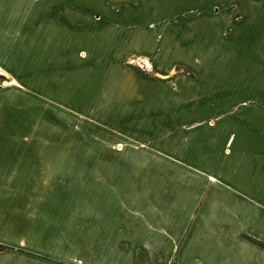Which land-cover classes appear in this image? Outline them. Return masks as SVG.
<instances>
[{"label":"rangeland","instance_id":"rangeland-1","mask_svg":"<svg viewBox=\"0 0 264 264\" xmlns=\"http://www.w3.org/2000/svg\"><path fill=\"white\" fill-rule=\"evenodd\" d=\"M137 1L91 0L110 3L104 5L110 8L97 12L89 7L88 12H81L74 0L71 73L68 69L60 77L58 69L53 72L43 66L48 65L43 56L30 54L25 57L29 71L21 88L5 86L3 80L11 78H0V140L18 141L24 147V166L21 164L18 173L25 182V264L47 261L50 246L64 245L66 240L73 246L79 241L50 236V227L63 214L79 215L87 210L96 214L105 208L103 200L108 197L117 202L111 210L126 213L129 199L135 204L142 198L151 200L154 194L164 193V183L204 182L202 175L191 174L192 170L164 155L174 145L171 142L166 147L161 135L167 116L181 117L175 113H183V130L187 131L189 113L209 101L214 104L212 109L204 106L197 111L206 116L212 113L205 121L216 127L225 124L227 131L221 132L238 134L237 145L255 144L257 135L264 133V10L253 13L247 7L249 0H239L237 13L232 0H219L209 21L198 12L207 14L211 10L207 1L212 0H195V5L193 0H169L189 7L171 15L172 28L180 35L174 41L163 39L170 60L146 61L134 47L141 41V47L149 45L145 27L156 17L149 15V4L134 5ZM113 6L130 12L123 16L124 22H116L120 14H115ZM192 18L212 24L193 31L198 26L189 25ZM160 31L149 32L161 46ZM130 45L135 52L128 56L124 50ZM196 54L218 59L195 62ZM182 57L193 59L185 62ZM61 59L57 54L52 62L60 68ZM173 97H179L188 108L175 103L176 99L170 101ZM152 102L160 103L159 109H151ZM181 167L184 173H180ZM139 205L138 215L144 212ZM230 224L237 225L215 223L216 228L225 226L226 234L233 235L219 238L218 246L227 241L242 249L264 250V238L244 232L237 235L236 228L227 227ZM0 246L7 248L1 242Z\"/></svg>","mask_w":264,"mask_h":264},{"label":"crops","instance_id":"crops-1","mask_svg":"<svg viewBox=\"0 0 264 264\" xmlns=\"http://www.w3.org/2000/svg\"><path fill=\"white\" fill-rule=\"evenodd\" d=\"M73 1L0 0V78H11L3 80V85L22 87L20 82L29 71L25 57L30 54L43 56L42 61H48V65L44 63L43 66L53 72L58 69L60 77L66 76L68 69L71 73L73 21L70 13ZM90 1L75 0L80 4L81 12H88L90 8L97 12L102 7L110 8L104 6H110V3ZM218 1H207L211 10L207 14L199 11V17L211 21L209 14L218 7ZM141 3L149 4V15L156 18L149 20L145 27L149 45L141 47V41L134 48L146 56V61L170 60L163 39L174 41L180 35L177 28H172L171 15L184 13L189 7L172 4L169 0H138L134 5ZM231 3L232 9L239 13L241 2L232 0ZM247 4L253 13L264 10V0H249ZM113 8L115 14H120L116 22L119 19L124 22L123 16L130 12ZM257 10L259 12H255ZM131 14L135 13L131 11ZM199 20L195 22L192 18L188 22L192 28L198 26L193 31L212 24ZM214 22L217 24L215 19ZM153 29L161 30L157 34L161 46L153 42V33L149 32ZM169 31L172 33L167 37ZM131 47L124 50L128 56L135 52ZM57 54L63 58L60 68L52 62ZM200 56L196 54L194 61L215 62L218 59L215 55H204L203 59ZM186 58L181 59L185 62L193 59ZM67 81L66 77V88ZM177 91L180 93L179 89ZM173 98L170 101L176 99L175 103L188 108L179 97ZM157 105L160 103L152 102L150 108L159 109ZM204 106L212 109L214 104L204 101L194 107L189 113L191 125L187 131L183 130L184 114L177 112L175 114L181 117L167 116L161 124L165 127L164 134L160 132L166 147L174 142L164 155L192 170L191 174L202 175L204 182L164 183V193L154 194L152 201L142 198L135 204L134 199H129L125 205L128 208H124L126 213L111 210L117 202L108 197L103 200L105 208L96 214L88 210L79 215L63 214L50 227V236L74 237L79 241L73 246H68L67 240L64 245L50 246L48 260L37 264H264V250L258 247L242 249L227 241H220L218 246L219 238L230 237L232 233L226 234L225 226L215 227L216 222L237 223L227 227L236 228L237 235L244 232L264 238V133L257 135L255 144L237 145L236 142H240L238 134L221 132L227 131L225 124L216 127L215 123L205 121L212 113L206 116L197 111ZM17 142L0 140V242L7 245L6 249L0 250V264H25V182L23 174L21 179L18 173L21 164L24 166V147ZM19 154L23 157L22 163H19ZM181 168L180 173H184V167ZM138 204L144 207L141 210L144 212L139 215ZM214 207L219 208H215L214 214L209 213Z\"/></svg>","mask_w":264,"mask_h":264},{"label":"trees","instance_id":"trees-1","mask_svg":"<svg viewBox=\"0 0 264 264\" xmlns=\"http://www.w3.org/2000/svg\"><path fill=\"white\" fill-rule=\"evenodd\" d=\"M3 249H4V247L0 246V250H3Z\"/></svg>","mask_w":264,"mask_h":264}]
</instances>
